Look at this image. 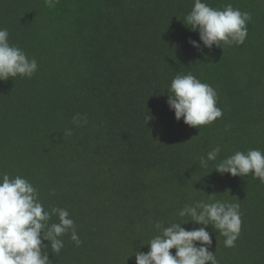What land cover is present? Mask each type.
Returning <instances> with one entry per match:
<instances>
[{
	"label": "trees",
	"instance_id": "16d2710c",
	"mask_svg": "<svg viewBox=\"0 0 264 264\" xmlns=\"http://www.w3.org/2000/svg\"><path fill=\"white\" fill-rule=\"evenodd\" d=\"M206 2L251 13L243 44L204 47L183 23L194 0H0V28L38 63L31 78L0 81V174L28 179L45 207L66 208L82 241L62 236L59 254L46 249L51 264H135L156 222L209 195L241 206L235 248L206 229L219 264H264V183L215 171L237 150L264 152V0ZM188 73L217 91L222 110L199 128L166 102L172 79ZM77 114L87 123L74 124Z\"/></svg>",
	"mask_w": 264,
	"mask_h": 264
},
{
	"label": "clouds",
	"instance_id": "9594fccd",
	"mask_svg": "<svg viewBox=\"0 0 264 264\" xmlns=\"http://www.w3.org/2000/svg\"><path fill=\"white\" fill-rule=\"evenodd\" d=\"M58 3L59 0H44L48 8H54ZM251 20V13L242 12L230 3L219 9L210 6L206 0H194L183 23L198 31L199 41L211 49L213 45L220 47L221 43L227 46L243 44ZM189 43L202 51L197 41L190 40ZM37 70V60L10 44L8 30L0 28V81L17 76L31 78ZM167 94L166 102L174 111L175 119L183 118L186 125L199 128L222 117V110L216 106L217 91L191 73L177 74ZM143 119L147 124L153 117L145 112ZM72 120L77 126L87 123V117L80 114ZM64 135L71 136L72 130L66 129ZM220 151L217 146L206 156H200V166L207 168L210 161H217ZM215 171L233 177L251 174L254 180L264 183V152L260 149L237 150L219 160ZM54 194V190L49 193ZM240 207L238 202L217 200L213 195H209L208 201L185 204L178 210L177 219L155 223L156 234L145 244L149 250L146 253L136 251L135 264H219L216 254L210 251L212 237L206 229L211 225L225 238L226 248H235L242 227ZM53 217L57 222L52 221ZM189 223L199 227L187 229L182 226ZM65 234H70L77 247L81 245L75 221L66 208L45 207L39 189L28 179L0 174V264H51L46 249L59 254L64 247L61 237ZM172 249H175L174 254Z\"/></svg>",
	"mask_w": 264,
	"mask_h": 264
}]
</instances>
